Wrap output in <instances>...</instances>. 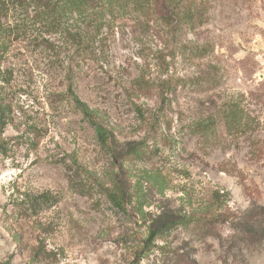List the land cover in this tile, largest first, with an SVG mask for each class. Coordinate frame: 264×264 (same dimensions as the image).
I'll list each match as a JSON object with an SVG mask.
<instances>
[{"label": "rangeland", "instance_id": "1", "mask_svg": "<svg viewBox=\"0 0 264 264\" xmlns=\"http://www.w3.org/2000/svg\"><path fill=\"white\" fill-rule=\"evenodd\" d=\"M53 2L0 0V264H264V0Z\"/></svg>", "mask_w": 264, "mask_h": 264}, {"label": "trees", "instance_id": "2", "mask_svg": "<svg viewBox=\"0 0 264 264\" xmlns=\"http://www.w3.org/2000/svg\"><path fill=\"white\" fill-rule=\"evenodd\" d=\"M91 1L92 0H54L51 8L57 9V11L67 9L70 12H76L88 8L91 4ZM72 102L75 108L79 110L83 118L86 119L89 125L93 128L99 145L102 147H107L108 140L112 134L110 129H107L103 125L104 119L100 117L97 112L90 109L85 103H82L74 94H72ZM4 124L5 121L2 120V116H0V127H2ZM107 193V196L112 204L115 205V207L119 210H123L125 204L124 192L120 191V195L108 191Z\"/></svg>", "mask_w": 264, "mask_h": 264}]
</instances>
